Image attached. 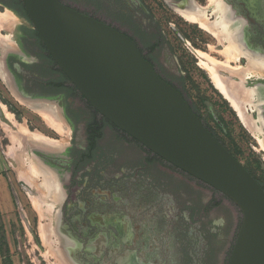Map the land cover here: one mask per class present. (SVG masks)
Wrapping results in <instances>:
<instances>
[{
	"label": "flooded vegetation",
	"instance_id": "1",
	"mask_svg": "<svg viewBox=\"0 0 264 264\" xmlns=\"http://www.w3.org/2000/svg\"><path fill=\"white\" fill-rule=\"evenodd\" d=\"M213 1L59 0L68 8L130 37L159 76L181 92L205 126L202 115L178 87L177 83L183 82V72L174 55L176 40L171 37L168 25L173 28L174 37L183 40L176 25L171 23L176 14L189 23L186 26H195L217 41L208 30L182 15V12L202 13L214 24L217 16ZM0 2L17 14L24 11L28 17L21 0ZM220 2L227 8L229 30L237 33L241 45V48L236 45L232 37L222 39L241 49L240 58L232 61L235 66L231 64V67L246 68L249 56L264 57V0ZM24 32L20 48L6 57L3 71H7L15 93L24 101L56 103L72 135L70 143L59 153L32 148V154L55 173L62 188V202L52 209L51 217L61 257L68 264H175L173 257L177 255L172 236L164 226L171 220V211L166 205H154L153 198L141 201L140 189L142 185H150V177L156 171L180 179L182 174L191 176L147 150L97 112L60 69L36 31ZM230 76L235 82L230 79L227 86L236 91L255 90L253 99L242 104L237 97V101L261 127L260 114L264 134V77L253 74L243 80L232 73ZM221 79L225 83L226 78ZM234 111L240 119L238 111L235 108ZM140 153L144 155L141 161ZM206 264H214V259L209 257Z\"/></svg>",
	"mask_w": 264,
	"mask_h": 264
},
{
	"label": "rangeland",
	"instance_id": "2",
	"mask_svg": "<svg viewBox=\"0 0 264 264\" xmlns=\"http://www.w3.org/2000/svg\"><path fill=\"white\" fill-rule=\"evenodd\" d=\"M18 12L0 2V18L5 19H0V264H68L59 253L57 237L50 227L53 210L50 212L46 205L44 171L36 174L35 171L41 169L40 163L32 154L35 147L24 138L23 132L39 133L48 140L66 145L72 135L70 127L67 137L51 123L56 116L51 110H59L56 103L38 100L27 103L14 92L12 80L8 81L5 76V59L13 54L5 43L20 48V41L26 35L24 30L34 32L29 17L24 11ZM172 17L171 23L183 37V40L178 36L176 39L173 28L168 25L171 37L176 40L173 42L174 55L183 72V82L177 83L178 87L202 115L206 126L264 187L262 138L245 124L241 112L246 115V110L241 108L239 99L230 101L216 86L207 67L211 59L225 63L226 58L221 53L231 44L226 40L218 39L217 42L207 32L186 26L189 23L176 14ZM30 37L34 42V35ZM230 73L219 69V75L226 78L225 86L230 79L235 82ZM227 87L237 97L236 89ZM139 157L141 161L144 155L140 153ZM182 175L180 179L156 171L150 177L153 186L142 185L141 201L153 198L154 205L169 207L171 220L168 219L164 226L172 236L177 255L173 257L175 264H206L209 257L214 259V264H229L242 224L240 209L219 191Z\"/></svg>",
	"mask_w": 264,
	"mask_h": 264
},
{
	"label": "water",
	"instance_id": "3",
	"mask_svg": "<svg viewBox=\"0 0 264 264\" xmlns=\"http://www.w3.org/2000/svg\"><path fill=\"white\" fill-rule=\"evenodd\" d=\"M21 1L48 53L97 112L240 209L229 264H264V189L135 42L59 0Z\"/></svg>",
	"mask_w": 264,
	"mask_h": 264
},
{
	"label": "bare ground",
	"instance_id": "4",
	"mask_svg": "<svg viewBox=\"0 0 264 264\" xmlns=\"http://www.w3.org/2000/svg\"><path fill=\"white\" fill-rule=\"evenodd\" d=\"M212 3H214L215 6V15L217 16V20L214 24L209 23V21L205 18V15L202 13H187V12H182V15L190 22L197 23L201 25L203 28L208 30L211 34H213L217 39L222 40L226 38H231L233 39V42L236 43V45H239L241 48V45L238 42V36L237 33L234 31L229 30V26L231 22L229 21V16L227 12V8L220 2V0H215ZM1 19V18H0ZM5 20L4 18L1 19V21ZM220 29L224 31L223 33H220ZM232 42V41H231ZM7 46L8 50H12V52L16 51L17 48H13L12 44L10 42L5 43ZM234 45V44H233ZM231 45L230 47H227L221 54L225 56L226 62L223 64L215 62L213 59L210 61L208 60L207 67L211 72V75L213 76L216 86L219 87V89L227 96V98L231 101H235L237 97H240L242 104L245 103L246 100L248 99H253L255 90L254 89H244V90H235L237 92V97L235 96L236 93L231 92V89L227 87V85H224L223 80L221 79L219 75V69L221 70H229L232 75L234 76H239L241 79H247L250 75L257 74L259 76L264 77V69L262 70L261 67L264 66V57L262 56H256V55H251L248 57V66L246 68L243 67H238V68H232L230 63L232 61H237L240 58V51L241 50L237 46ZM241 54H245L242 52ZM5 76H7V80L9 81V76L7 75V71H4ZM231 81V80H230ZM14 90V89H13ZM15 92V91H14ZM27 102V101H26ZM28 103V102H27ZM50 106V104H49ZM52 107V106H51ZM58 107V106H57ZM244 107V106H243ZM45 108H48L45 106ZM53 108V107H52ZM257 108V105L253 107ZM50 109V108H49ZM54 110V111H53ZM51 110L52 112L56 113L55 120H50L51 123H53L56 128L65 136L69 137V129L64 121L60 109L58 110L57 108ZM241 115L243 116L245 124L250 127L257 135L262 136V144L264 146V134L262 131V126H263V118L259 114V125H256L255 122L251 120V118L244 113L241 112ZM56 122L60 125H57ZM23 135L25 136L26 140L35 148L43 150V151H51V152H56L59 153L65 146L66 144H61L57 142H53L51 140L46 139L43 135L39 133H30L28 131H24ZM31 146V147H32ZM39 170L35 171L36 174H39L40 172L44 171V184L43 188H45V191L47 194V203L48 207L50 208V212H52V209H55L56 207L60 206L63 198L62 194V188L59 182L58 177L52 172V171H47V168L42 166L40 164ZM50 170V169H49ZM36 177V176H35ZM33 180V179H31ZM34 181V180H33ZM36 181V180H35ZM33 183V182H31ZM47 187V188H46ZM42 191V190H41ZM44 191V192H45ZM41 193V192H40ZM51 227V226H50ZM57 257V256H56Z\"/></svg>",
	"mask_w": 264,
	"mask_h": 264
},
{
	"label": "trees",
	"instance_id": "5",
	"mask_svg": "<svg viewBox=\"0 0 264 264\" xmlns=\"http://www.w3.org/2000/svg\"><path fill=\"white\" fill-rule=\"evenodd\" d=\"M214 136H215V134L213 133V132H211ZM216 137V136H215ZM217 138V137H216ZM217 140H219L218 138H217ZM220 141V140H219ZM221 142V141H220ZM222 143V142H221ZM223 144V143H222ZM224 145V144H223ZM225 146V145H224ZM226 147V146H225ZM229 151V150H228ZM230 152V151H229ZM231 153V152H230ZM232 154V153H231ZM233 155V154H232ZM234 156V155H233ZM235 157V156H234ZM246 167V166H245ZM246 169L248 170V168L246 167ZM249 172H250V170H248ZM251 174H252V176L258 181V183L262 186V184H261V182L256 178V176L252 173V172H250ZM262 188L264 189V187L262 186Z\"/></svg>",
	"mask_w": 264,
	"mask_h": 264
}]
</instances>
